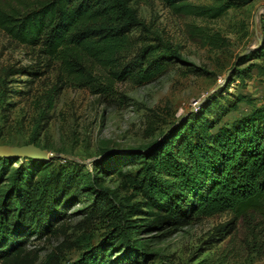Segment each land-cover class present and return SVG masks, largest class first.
<instances>
[{
  "label": "rangeland",
  "instance_id": "obj_1",
  "mask_svg": "<svg viewBox=\"0 0 264 264\" xmlns=\"http://www.w3.org/2000/svg\"><path fill=\"white\" fill-rule=\"evenodd\" d=\"M42 1L0 0V7L24 13ZM193 3L204 5L211 1ZM130 4L142 24L131 32L132 45L123 59L134 57L142 47L150 45L157 46L156 54L165 49L176 50L180 60L148 84L116 81L109 96L60 76L58 61L41 67L45 73L32 82L26 81V75L6 77L7 68L17 69L34 62L39 65L40 59L45 61L43 64L49 61L37 49L11 40L0 28V144L35 143L64 154L65 157H57L54 166L78 162L76 169L89 176L93 186L85 187L67 207L60 223L63 225L56 233L32 235L27 249L39 254L38 261L58 253L61 263H72L111 233L114 219L92 213L95 199L106 197L116 208L141 200L118 174L100 171L98 163L109 161L112 167L123 166L134 174L139 165L131 157L133 153L145 152L144 147L154 144L174 123L202 111L213 100L218 98L225 106L237 103L222 123L264 105V58L239 64L240 57L263 45L264 0H249L217 18L175 13L161 0H130ZM216 38L218 41L213 44ZM242 69L247 70L243 77L233 74ZM86 72L94 82L109 84L110 74L100 62L90 61ZM60 85L64 88L58 93ZM6 102H14L15 106H6ZM27 163L26 158H20L7 173ZM231 216L228 212L219 213L195 219L179 229L169 225L142 229L135 236L140 244L137 264L143 263V253L149 255L148 263L153 264H264L261 214L248 210L221 240L216 228Z\"/></svg>",
  "mask_w": 264,
  "mask_h": 264
},
{
  "label": "trees",
  "instance_id": "obj_2",
  "mask_svg": "<svg viewBox=\"0 0 264 264\" xmlns=\"http://www.w3.org/2000/svg\"><path fill=\"white\" fill-rule=\"evenodd\" d=\"M210 1L195 5L193 0H161L175 13L212 18L249 0ZM141 24L130 0H44L24 13L0 7V28L11 40L37 49L49 61L7 68L6 77L26 75V81L32 82L45 73L41 67L58 61L60 76L101 96L112 94L116 81L151 83L179 61L180 54L166 49L156 54L157 46L146 45L124 60L132 45L131 32ZM256 58H264V42L240 57L239 64ZM90 61L108 70V85L94 82L86 72ZM246 72L233 74L243 77ZM63 88L58 86V93ZM6 106L15 103L6 102ZM236 106L232 102L225 106L217 98L202 111L174 123L154 144L144 147L145 152L131 155L139 165L134 174L123 166L112 167L109 161L98 163L100 171L118 174L141 200L116 208L106 197L95 199L92 213L112 217L113 230L69 264H137L140 244L135 236L142 229L161 225L179 229L195 219L228 212L231 219L216 228L223 240L248 210L264 219V105L222 123ZM57 159L26 158L27 164L8 174L18 159L0 157V264H63L58 253L38 261L39 254L27 249L34 233L39 237L56 233L67 207L85 187H93L91 178L76 169L78 162L58 167L53 164ZM142 214L147 216L141 218ZM142 257V264H153L148 263L147 253Z\"/></svg>",
  "mask_w": 264,
  "mask_h": 264
},
{
  "label": "water",
  "instance_id": "obj_3",
  "mask_svg": "<svg viewBox=\"0 0 264 264\" xmlns=\"http://www.w3.org/2000/svg\"><path fill=\"white\" fill-rule=\"evenodd\" d=\"M64 154L51 152L46 148L37 146L35 143H29L21 146H8L0 144V157H11V158H34L43 161H48L57 157H65Z\"/></svg>",
  "mask_w": 264,
  "mask_h": 264
}]
</instances>
